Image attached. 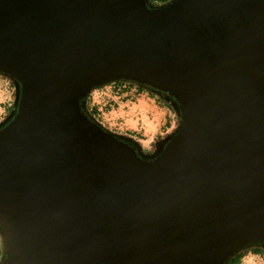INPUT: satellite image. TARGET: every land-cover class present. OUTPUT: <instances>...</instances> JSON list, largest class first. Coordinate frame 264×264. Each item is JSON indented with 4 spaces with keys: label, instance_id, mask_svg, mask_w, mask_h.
I'll use <instances>...</instances> for the list:
<instances>
[{
    "label": "water",
    "instance_id": "1",
    "mask_svg": "<svg viewBox=\"0 0 264 264\" xmlns=\"http://www.w3.org/2000/svg\"><path fill=\"white\" fill-rule=\"evenodd\" d=\"M0 264H224L264 248V0H0ZM113 80L167 95L146 155L86 112Z\"/></svg>",
    "mask_w": 264,
    "mask_h": 264
},
{
    "label": "rangeland",
    "instance_id": "2",
    "mask_svg": "<svg viewBox=\"0 0 264 264\" xmlns=\"http://www.w3.org/2000/svg\"><path fill=\"white\" fill-rule=\"evenodd\" d=\"M11 95L12 89H9L7 79L0 76V121L4 117V113L2 112L3 104L6 103L9 97H12ZM91 101L100 111L101 120L105 122V125L116 131L126 129L123 117L112 115L113 111L120 109L122 106L125 109L132 106L129 110V115L126 118L127 124H137L136 128L139 130L141 129L140 131L142 132H144V127L145 132L148 135L154 130L158 115L161 121L164 116L169 118V127L163 129L164 131L161 130L158 137L165 136L172 128H174V126H176V124H178L176 117L173 116L172 113L166 111L163 106L156 103L153 98L148 97L144 93L137 95L130 88L122 92L120 90L111 89L109 86H105L94 91ZM156 132L158 133L159 131L157 130ZM156 139L158 138L155 137L154 140ZM138 143L141 145L140 150L144 154L152 153L153 150L146 148L148 146L146 139L139 140ZM239 264H264V258L257 254L247 253L241 258Z\"/></svg>",
    "mask_w": 264,
    "mask_h": 264
},
{
    "label": "trees",
    "instance_id": "3",
    "mask_svg": "<svg viewBox=\"0 0 264 264\" xmlns=\"http://www.w3.org/2000/svg\"><path fill=\"white\" fill-rule=\"evenodd\" d=\"M147 1H148V3H150L154 6H158V5H162L166 2H168L169 0H147ZM0 76H3L7 79V85L9 86V89L10 88L12 89V95H11L12 97L11 98L9 97L6 101V103L3 104V111H2L4 113V116L5 115L9 116V114L13 111L14 106H15L16 90H15L13 81L10 78H8L6 75L1 74V73H0ZM105 86H109L111 89L120 90L122 92L126 91L127 89L130 88L137 95L144 93L148 97L153 98V100L156 103L163 106L169 113H172L173 116L176 117L177 122H178V116H177L176 110L174 108V104L172 103V100L170 98H168L167 95H165L164 93L159 92V91L154 90V89H151L150 87H147L145 85L136 84V83L126 81V80H113V81H109V82H106V83L101 84L99 86L91 88L83 99L85 112L90 117H92L96 122L101 124L108 131L112 132L113 134H115L117 136H121L123 138L129 139L131 142H133L136 149L138 148L141 153H143V152L140 150L141 145L138 143V141L142 137L138 133H135V131L128 130V129H125L122 131L113 130V129L109 128L108 126H106L105 122H103L101 120L100 111L98 110L97 106L92 103L91 99H92V95H93L94 91H97V90H99ZM7 116H5L4 119H6ZM168 124H169V118H167V120L165 121L163 126L166 128V127H168ZM177 127H178V124H176V126H174V128H172L171 131L169 133H167L165 136L160 137V138L152 141L150 143V146H147L146 148H148L149 150H153V151H152V153L146 154V155H152V154L156 153V151L165 143V141L177 131ZM157 144L159 145V147L157 146L158 148H155L154 146ZM247 253L257 254V255H260L264 258V248H262L258 245H251V246L243 247V248L235 251L232 255H230L226 259L224 264H239L241 258L244 255H246Z\"/></svg>",
    "mask_w": 264,
    "mask_h": 264
},
{
    "label": "crops",
    "instance_id": "4",
    "mask_svg": "<svg viewBox=\"0 0 264 264\" xmlns=\"http://www.w3.org/2000/svg\"><path fill=\"white\" fill-rule=\"evenodd\" d=\"M130 108H132V106L131 107H129V108H127V109H125V108H123V106L122 107H120V109H117L116 111H113V116H120V117H123V119H124V122H125V124H126V129H128V130H132V131H135V133H138L142 138L140 139V140H143V139H146L147 140V144H148V146H149V144L152 142V141H154V138L156 137V138H160V137H158V134L160 133V131L161 130H163V129H166V128H168L169 127V124H168V127H164L163 126V124L165 123V121L167 120V118L168 117H166V116H164V118L162 119V121L160 120V118H159V115H158V117H157V120H156V123H155V127H154V130L148 135V134H146V132H145V129H144V127H143V130H144V132H142V131H140L139 129H137L136 127H137V124H132V125H130V124H127V122H126V118L128 117V115H129V110H130ZM115 109V108H114ZM166 110V109H165ZM167 111V110H166ZM165 113V112H164ZM158 114V113H157ZM141 124V123H140ZM159 131L158 133L156 132V131ZM164 131V130H163ZM148 137H147V136Z\"/></svg>",
    "mask_w": 264,
    "mask_h": 264
},
{
    "label": "flooded vegetation",
    "instance_id": "5",
    "mask_svg": "<svg viewBox=\"0 0 264 264\" xmlns=\"http://www.w3.org/2000/svg\"><path fill=\"white\" fill-rule=\"evenodd\" d=\"M5 116H7V115H5ZM5 116L2 118V120L0 121V123H1V122H3V121L5 120V119H4V118H5ZM157 146L159 147V145H158V144H157V145H155L154 147H155V148H158ZM155 148H154V149H155ZM156 150H157V149H156ZM158 150H159V149H158ZM158 150H157V151H158ZM157 151H156V152H157ZM154 152H155V151H154Z\"/></svg>",
    "mask_w": 264,
    "mask_h": 264
}]
</instances>
